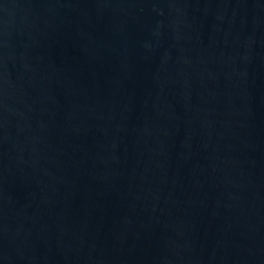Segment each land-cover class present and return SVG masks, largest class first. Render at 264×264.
Wrapping results in <instances>:
<instances>
[{"label": "water", "instance_id": "obj_1", "mask_svg": "<svg viewBox=\"0 0 264 264\" xmlns=\"http://www.w3.org/2000/svg\"><path fill=\"white\" fill-rule=\"evenodd\" d=\"M0 264H264V0H0Z\"/></svg>", "mask_w": 264, "mask_h": 264}]
</instances>
